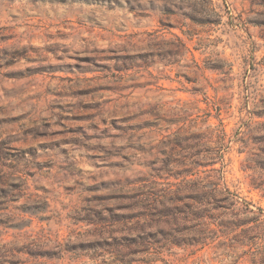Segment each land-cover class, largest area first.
<instances>
[{
	"label": "rangeland",
	"instance_id": "rangeland-1",
	"mask_svg": "<svg viewBox=\"0 0 264 264\" xmlns=\"http://www.w3.org/2000/svg\"><path fill=\"white\" fill-rule=\"evenodd\" d=\"M0 264H264V0H0Z\"/></svg>",
	"mask_w": 264,
	"mask_h": 264
}]
</instances>
